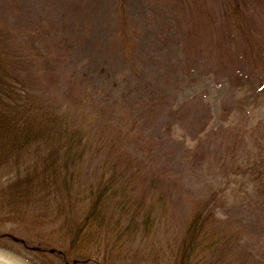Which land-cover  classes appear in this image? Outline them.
<instances>
[{"label":"rangeland","instance_id":"obj_1","mask_svg":"<svg viewBox=\"0 0 264 264\" xmlns=\"http://www.w3.org/2000/svg\"><path fill=\"white\" fill-rule=\"evenodd\" d=\"M0 49L29 95L21 91L12 106L32 94L52 118L41 151L71 156L73 216L104 194L98 247L82 232L85 247L98 248L94 258H109L119 224L122 187L114 193L106 180L128 170L126 189L158 200L147 237L128 245L136 254L173 242L208 202L242 236L226 258L248 252L264 262V0H0ZM10 103L0 99V111ZM43 163L18 157L0 166V264H79L45 246L59 234L56 205L43 211L16 197L15 183L27 184Z\"/></svg>","mask_w":264,"mask_h":264},{"label":"trees","instance_id":"obj_2","mask_svg":"<svg viewBox=\"0 0 264 264\" xmlns=\"http://www.w3.org/2000/svg\"><path fill=\"white\" fill-rule=\"evenodd\" d=\"M117 7L120 9L119 21L123 22L121 25L124 26L127 20L125 21L123 18V4H119ZM235 8L234 15L236 16L239 10L237 7ZM23 90L28 99L26 84L18 78L10 58L5 57L0 49V99L8 98L11 100L8 107L6 106L5 109L0 111V166L8 159L17 162L18 157L25 158V161L33 158L35 164H41L44 161L42 165L45 169L41 173L35 172L31 175V179L27 184L15 183L16 197L20 201L25 200L26 205L30 207L36 203L34 201L36 200L40 205L37 204L38 209H43V211L44 208L50 210L48 206H52V204L56 205L53 210L54 217L51 221H53L52 226L59 230V234L56 239H53L54 241L49 239L45 246L53 251L60 261L69 262L71 260L72 263L79 264L90 262H93L91 264H104L103 261H108L106 264H121L114 262V260H117L121 262L131 261L128 264H135V258H127L135 255L143 260V263L138 261V264H221V257L227 264H264L263 261H251L248 252L242 254V257H236L233 261L226 258L233 249L238 248L242 236L237 229L230 230L224 223L222 224L217 219L213 209L209 207L208 202H203L194 207L180 235L173 242L166 244L164 247L158 242L155 243V246L153 244L146 245L147 247L144 246L142 251L136 254L138 251L132 250V247L128 245L132 243L136 236H140V238L147 237L155 222L150 207L156 206L158 200L154 199L155 197L150 191L148 193L150 201L134 196L128 190L130 184L126 180L129 175L134 177V173L130 174L128 170L126 174L120 173L118 179H111L113 176H110L106 180L110 191L114 193L116 188L122 187L121 196L117 200L119 201L117 206L121 211L118 213L117 218H119L115 221L114 227L119 224L112 231L115 237L111 241L108 240L106 252H111L109 258L107 259L102 255L101 262L98 258H94V256L98 257L96 256L98 252L92 253L97 251L98 248L91 253V248H86L84 241H82L84 240L82 232L88 233L87 235L93 238L95 246L98 247L99 241L97 240L99 235L103 234H100V230L97 229L101 226V219L107 215L106 209H102L104 194L99 192L97 197H100V200L97 197L92 198L78 212L77 217L73 216L76 209L72 210L71 201L76 204L80 197H77L79 194L77 191L74 198L71 199L70 188L76 185L75 180L72 179V174H76V172L73 168H69L71 156L68 155L67 151L61 153L58 152L56 147L52 146L44 152L41 151L42 138L52 141L49 134V131L54 134L50 127L52 118L43 117L45 113H48L47 109L45 106L41 107L39 103H37L39 106L34 105L35 101L33 99L36 96L32 94L30 95L32 101H22L19 105L12 106ZM15 109H19V112ZM60 124L59 133L64 130L62 123ZM73 131L75 132V130ZM72 137L73 134L69 138ZM39 149L41 154L38 152ZM43 155L50 157V159L48 160ZM60 172L62 174L59 178ZM155 182V178L150 180L151 184ZM115 183H117L116 186ZM66 199L69 200L67 207L65 205ZM80 202L84 203L85 198H81ZM56 217L59 218V224H55ZM91 218L93 227L88 230L89 228L86 227L92 226L89 222ZM105 233H107V230ZM68 234H72L69 239L67 238ZM65 241L67 244H64ZM101 252L106 255L102 248Z\"/></svg>","mask_w":264,"mask_h":264}]
</instances>
